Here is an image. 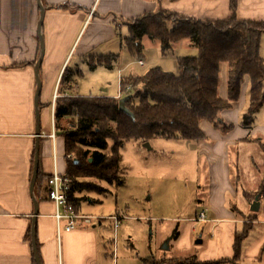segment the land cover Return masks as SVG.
Masks as SVG:
<instances>
[{
    "label": "crops",
    "instance_id": "crops-1",
    "mask_svg": "<svg viewBox=\"0 0 264 264\" xmlns=\"http://www.w3.org/2000/svg\"><path fill=\"white\" fill-rule=\"evenodd\" d=\"M159 9L195 19H224L230 15V0H0V264H32L31 239H26V233L30 230L31 234L33 224L41 264L115 262L114 237L120 226L114 227L111 217L115 213L99 216L82 213L77 191L72 193L71 200L77 211L90 216L91 221L87 223L80 219L74 229L60 230L58 239L55 207L48 198L46 183L54 166L64 174L67 160L63 137L56 132L54 125L55 100L68 95L119 98L122 94L119 79L116 93L95 92L93 95L92 91L81 88L83 79L80 77L85 69L88 76H92L91 72L100 67L89 69L86 59L117 52L121 55V49H125L123 39L127 35L128 21L146 13H156ZM237 16L264 20V0H237ZM39 34L43 38L44 50L39 67L40 134L36 135L35 65L40 56ZM19 63L27 65L13 67ZM144 63L143 60L142 65ZM174 67L177 72L175 60ZM91 79L92 88L95 76ZM243 92L241 86V94ZM219 95L226 98L227 89ZM237 101L219 113L218 119L223 123L215 125L202 121L200 124V128L203 124L208 126L205 131L215 142L199 145L206 150L211 169L205 199L207 207L204 208L207 220L201 221L205 225L194 242L192 239L178 245L179 242L174 246L173 254L167 257L196 254L199 261L231 258L235 232L250 223L239 261L241 264H264V190L259 189L264 176V160L259 165L252 158L255 173L250 169L244 172L239 166V155L230 156L238 145L253 139L261 144L264 152L262 137L248 135L250 128L254 132L259 128L262 133L264 125H250L245 129L242 124H236L240 112L233 114L230 109ZM53 129L54 139L51 137ZM201 131L203 133L202 128ZM36 143L39 145L40 180L31 193ZM59 155H63L62 166ZM251 192L258 196L259 206L255 211L251 209L255 197L248 200ZM249 214L253 215L252 219H245ZM105 219L112 224L113 239L102 221ZM192 230L196 229L193 227ZM111 246L113 250L109 255Z\"/></svg>",
    "mask_w": 264,
    "mask_h": 264
},
{
    "label": "trees",
    "instance_id": "trees-1",
    "mask_svg": "<svg viewBox=\"0 0 264 264\" xmlns=\"http://www.w3.org/2000/svg\"><path fill=\"white\" fill-rule=\"evenodd\" d=\"M263 33L264 20L237 16V0H230V15L224 19H195L159 9L128 21L123 45L132 56H140L145 35L159 40L163 55L173 43L184 39H190L198 52L195 56L177 57V72L154 67L144 75L120 76V97L130 96L125 104L134 119L119 109L120 97L68 95L55 100L54 125L64 140L67 157L64 175L72 181L70 197L75 191H107L94 185V180L123 184L119 151L126 140L147 142L155 136L204 138L201 122L223 123L218 119L219 113L239 99L245 77L250 83L249 104L242 125L250 127L264 102V60L260 56ZM119 57V53L89 56L86 62L89 69L111 68ZM222 63L228 64L226 98L219 95ZM25 65L13 64V67ZM127 85L131 89L126 92ZM108 140L113 141L110 152L106 151ZM39 180L38 172L36 186ZM250 227V223H245L242 230L235 232L231 258L199 261L196 254L162 258L150 255L141 261L142 264H241L242 243ZM177 236L175 229L174 237ZM26 239H31L30 230ZM32 264H36L34 258Z\"/></svg>",
    "mask_w": 264,
    "mask_h": 264
},
{
    "label": "rangeland",
    "instance_id": "rangeland-1",
    "mask_svg": "<svg viewBox=\"0 0 264 264\" xmlns=\"http://www.w3.org/2000/svg\"><path fill=\"white\" fill-rule=\"evenodd\" d=\"M142 45L139 57L132 56L127 50L121 49L118 62L114 63L113 67L100 66L96 71L91 72L96 80L92 88L89 83L92 76H88L89 72L85 69L80 77L83 79L81 88L86 92L92 91L93 95L95 92L116 93L119 91L118 79L121 73L122 76L144 75L154 67L176 72L174 60L176 61L177 57L195 56L198 52L190 39L173 43L166 55L161 53L160 43L156 38L145 35L142 38ZM117 53L120 54V52ZM260 56L264 60V33L261 36ZM140 58L144 60V65L138 63ZM119 69L121 73H118ZM220 72L219 94L222 95L223 90L227 89V63L221 64ZM245 78L242 84L244 92L234 108L230 109L233 114L240 112L236 123L238 125H241L244 120L249 102L250 83L248 77ZM246 83H249L247 87ZM251 125L252 127L264 125V102L254 115ZM201 128L205 137L199 140L167 139L155 136L147 141L148 146L141 140L124 141L119 151V175L124 179L123 184L116 185L103 180H94V185L106 188L107 191L100 193L95 190L77 191L82 213L98 216L117 213L122 217L116 237H114L111 222L107 219L102 220L109 228L110 238L114 237L116 253L113 264H142L141 259L146 256L152 255L157 258L171 256L174 246L179 242L178 245H182L192 239L194 242L198 238L205 223L195 220V214H199L201 210L206 212L205 199L211 175L208 154L199 145L215 143L205 131V129L208 130V126L203 124ZM244 128L247 129L245 126ZM251 129H248V135L252 138L262 137L260 141L264 146L263 129H261L262 133L258 130L259 128L255 129V132ZM112 142L108 140L107 152H110ZM234 153L239 155V166L244 172L250 169L255 173L252 158L259 165L264 160L261 144L254 139L238 145L231 151L230 156ZM58 158L62 166L63 155H59ZM263 181L264 176L259 185L261 191L264 190ZM254 195L255 192H251L248 200H253ZM251 213L254 214V212ZM252 214L244 218L252 219ZM193 227L195 231L192 230ZM175 229L178 231L177 237H174ZM165 245L167 248H164ZM112 246L109 255L112 253Z\"/></svg>",
    "mask_w": 264,
    "mask_h": 264
},
{
    "label": "built area",
    "instance_id": "built-area-1",
    "mask_svg": "<svg viewBox=\"0 0 264 264\" xmlns=\"http://www.w3.org/2000/svg\"><path fill=\"white\" fill-rule=\"evenodd\" d=\"M138 63L143 64V60L139 59ZM131 85H127L124 91H130ZM121 91V90H120ZM122 93V92H121ZM56 97V94H55ZM51 137L55 138L54 129L52 130ZM71 180L64 174L58 172L56 166L53 167L52 173L49 175L48 184V198L55 207L54 218L57 223V236L59 239L60 230L70 231L75 228L77 222L83 219L85 222L90 223L91 217L87 215H81L69 195L71 191ZM114 227L118 228L121 223L122 217L119 214H115L112 217ZM196 220L206 221L207 216L205 210L201 211Z\"/></svg>",
    "mask_w": 264,
    "mask_h": 264
},
{
    "label": "water",
    "instance_id": "water-1",
    "mask_svg": "<svg viewBox=\"0 0 264 264\" xmlns=\"http://www.w3.org/2000/svg\"><path fill=\"white\" fill-rule=\"evenodd\" d=\"M41 24H42V16H41L39 24H38L39 31L41 30ZM39 39H40V56H39L38 61H37L36 65H35V75H36V81H37V90H36V95H35L36 118H37L36 135L40 134L38 97H39V93H40L41 83H40V79H39V67H40V64H41V60H42V56H43V50H44L43 38H42L41 34H39ZM129 97H130L129 95H125L123 97H120L119 101H118V107H119V109L122 112H124L125 114L130 116L132 119H134L133 112L125 104L126 100ZM145 145L148 146L149 144L147 142H145ZM38 153H39V145H38V143H36L34 164H33V173H32L31 186H30L31 193H33L34 186H35L36 179H37V175H38V168H39ZM257 199H258V196L255 197V200L251 204V209L254 210V211L257 210L258 206H259V202L257 201ZM36 214H37V209L35 207V215ZM197 242H201V240H198ZM31 245H32V251H33V255H34V259H35L36 264H41V261H40V258H39V253H38V249H37V244H36L35 224H33L32 227H31ZM164 248H167V245H165Z\"/></svg>",
    "mask_w": 264,
    "mask_h": 264
}]
</instances>
